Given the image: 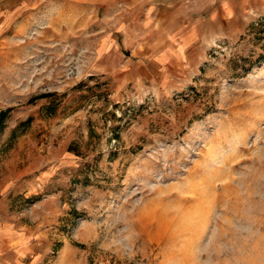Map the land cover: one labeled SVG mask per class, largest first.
Masks as SVG:
<instances>
[{"label":"rangeland","instance_id":"374dc122","mask_svg":"<svg viewBox=\"0 0 264 264\" xmlns=\"http://www.w3.org/2000/svg\"><path fill=\"white\" fill-rule=\"evenodd\" d=\"M264 0H0V264H264Z\"/></svg>","mask_w":264,"mask_h":264},{"label":"trees","instance_id":"16d2710c","mask_svg":"<svg viewBox=\"0 0 264 264\" xmlns=\"http://www.w3.org/2000/svg\"><path fill=\"white\" fill-rule=\"evenodd\" d=\"M260 38H261V36H264V31H261L260 32ZM2 119H4L5 118V116L4 115H2V117H1ZM2 119H0V123L2 122Z\"/></svg>","mask_w":264,"mask_h":264}]
</instances>
